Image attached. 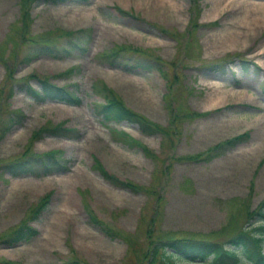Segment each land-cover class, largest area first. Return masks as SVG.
Here are the masks:
<instances>
[{
  "label": "rangeland",
  "instance_id": "374dc122",
  "mask_svg": "<svg viewBox=\"0 0 264 264\" xmlns=\"http://www.w3.org/2000/svg\"><path fill=\"white\" fill-rule=\"evenodd\" d=\"M42 79L80 103L35 101ZM112 100L140 119L103 123ZM50 156L65 169L8 167ZM258 211L264 0H0V264H163L159 241L224 243Z\"/></svg>",
  "mask_w": 264,
  "mask_h": 264
},
{
  "label": "trees",
  "instance_id": "16d2710c",
  "mask_svg": "<svg viewBox=\"0 0 264 264\" xmlns=\"http://www.w3.org/2000/svg\"><path fill=\"white\" fill-rule=\"evenodd\" d=\"M53 5L60 3H66L71 1H83V0H37ZM120 13L128 15L126 12L120 9ZM53 46L44 47L48 50L50 55L60 57L62 50L58 48H52ZM121 50H117L110 54H104L109 59L110 63L121 61V67L127 71H139L140 69L149 70L153 67V61L147 57L140 59L126 58L121 59ZM120 58V59H119ZM28 91L30 96L37 102H44L46 100L62 101L69 104H79L80 98L75 92L68 89L66 86L57 85L47 79L40 80L39 91ZM95 92L101 93V89L98 83L95 82ZM101 117V121L105 124L119 123L123 120L133 121L135 117L140 119L138 115L133 114L128 110L122 102L119 100H112L107 103L100 102L96 104V111ZM135 116V117H134ZM134 118V119H133ZM142 122V120H140ZM144 123V122H143ZM146 124V123H144ZM115 131V128H112ZM58 130V129H57ZM56 130V131H57ZM65 132L64 134L74 133V129H60ZM59 130V131H60ZM53 132V130H49ZM244 135V137H247ZM243 137V138H244ZM238 143V142H237ZM234 143H231L232 146ZM228 147V146H227ZM49 157V156H48ZM51 159H44L38 161L34 159L32 161V168H28L30 163L16 162L14 165H8L13 170L16 166L22 174H39L47 175L49 173L56 172L61 169H65V161L56 159L50 156ZM38 159H40L38 157ZM44 161L49 163L44 166L39 165V162ZM30 167V166H29ZM38 167V168H36ZM32 169V170H31ZM37 169V170H35ZM254 215L258 217L257 224H252L246 230H242L239 235H236L226 242H216L211 238L199 239L195 236H178L177 238H166L159 241L155 245L152 259L155 260L160 254L163 264H173L171 261L175 259L187 258L192 260H201L203 262H209L210 264H244L249 262L250 264H264V213L261 211L256 212ZM25 233L22 229L16 231L14 239H23Z\"/></svg>",
  "mask_w": 264,
  "mask_h": 264
}]
</instances>
